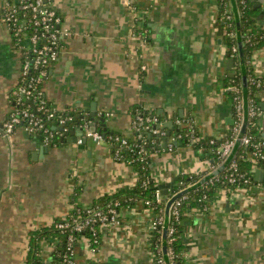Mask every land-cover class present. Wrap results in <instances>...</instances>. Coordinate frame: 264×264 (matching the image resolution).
I'll list each match as a JSON object with an SVG mask.
<instances>
[{"label":"crops","instance_id":"crops-1","mask_svg":"<svg viewBox=\"0 0 264 264\" xmlns=\"http://www.w3.org/2000/svg\"><path fill=\"white\" fill-rule=\"evenodd\" d=\"M46 1L70 33L43 83L47 99L58 110L80 108L89 114L91 102L106 118L107 129L126 135L135 120L130 109L142 104L162 122L164 137L171 131L168 147L161 138L164 150L152 155V178L160 184L184 173H210L214 165L203 149L193 141L174 144L178 138L172 131L193 126L197 139L224 138L234 125L233 105L216 87L235 72L218 26L219 0ZM252 1L264 26V0ZM234 17L241 24L239 12ZM249 63L254 75L264 78V47ZM21 69L22 54L1 21L0 8V264H28L32 230L53 225L75 203L89 207L102 195L135 188L139 180L137 167L118 161L105 140L87 138L82 147L61 139L51 145L23 127L6 135L4 123L21 93ZM258 96L257 127L264 140V90ZM79 129L67 130L63 138ZM120 216V224L101 227L96 253L87 238L79 240L78 264L157 263L152 246L157 215L138 200ZM185 216L187 264H264V182L221 192L207 209H187ZM60 244L57 235L40 241L41 264H55Z\"/></svg>","mask_w":264,"mask_h":264},{"label":"trees","instance_id":"trees-1","mask_svg":"<svg viewBox=\"0 0 264 264\" xmlns=\"http://www.w3.org/2000/svg\"><path fill=\"white\" fill-rule=\"evenodd\" d=\"M238 9L240 15V28L243 38V48L242 53L245 56L247 64V75L249 79V97L250 104L256 105L260 108V98L258 96L259 91L263 88H259L256 84H252L251 78L254 77L252 65H250L251 54L260 48L264 47V26L259 24L260 9L256 8L252 0H237ZM218 26L222 34L223 40L227 45V56L228 59H234L235 61V72L233 75H227L226 77L219 79L216 87L218 89L223 88L228 95V99L233 105L234 115H235V106L239 98L243 97V84H242V75H241V66H240V56H239V43L237 38V22L234 17V13L231 7L230 0H219V17H218ZM64 46V41L62 42ZM238 47V51H234L233 47ZM27 79L19 81V88L21 93H19L15 100V104L18 110L29 109L34 112L36 115L41 116L50 128V133H46L42 129H38L36 134H39L43 140L47 137L50 138L48 142L51 145L60 143L63 136V133L67 130H72L76 128H81L84 123L89 122L92 124V118L89 113L80 108H66L64 110H58L55 105L47 99L43 92V84L39 85V90H42V95L38 98L30 97L29 99L24 96V88L27 86ZM18 98H20V103H18ZM44 103L46 110H39V106ZM54 112V116L48 118L49 113ZM132 115L136 118L139 114L150 115L149 112L144 109L142 104H135L130 109ZM9 117V116H8ZM7 117V118H8ZM68 118L65 127L66 130H60L59 127L61 123L59 119ZM134 118V119H135ZM28 122L27 119H24L21 125H26ZM99 122V123H98ZM97 131L102 133L105 138V141L109 142L112 145L114 154L119 150L122 160L117 159L118 161H124L130 163L137 167L139 171V180L135 188L132 189H121L112 194H105L100 196L96 203L91 205L97 209H100L103 213L110 215L109 209L115 207L120 209L121 207L126 208L134 204L138 200H143L146 205L153 210L156 215H161L164 217V209L166 202L174 196L179 191L197 183L202 178H204L208 173L199 172L188 174L184 173L175 179V184L169 189L168 194L162 195L161 200L157 198L159 189L157 186L159 183L152 178L150 173V162L152 160V155L155 152L164 150L156 135L152 134L151 131H137L134 130L131 135H126L120 132H115L110 129H107L103 122L98 121ZM57 127V128H56ZM153 127V126H152ZM83 130V129H82ZM253 136L255 142L262 141L260 132L257 127V119L250 118L246 132ZM140 134L142 136L140 137ZM172 134L176 137L181 135L177 140H180L182 143H190L193 141L190 135V126L185 128H177L172 131ZM52 135V136H51ZM116 137L127 138V145H120L116 140ZM235 137L232 129L229 134L224 138H202L196 141V148H202L205 156L212 161L214 166H219L224 161L220 158L218 149L221 143L232 139ZM144 148L145 152H141L140 149ZM167 148V147H166ZM254 147H244L242 144L238 148L237 154L233 160H236L238 163L237 168V180L234 183L224 182V181H214L210 180L205 181L203 185L191 190L188 194L184 195L182 200V205L180 207L179 216L171 215V221L169 226V235H168V250L170 253V258L172 264H187L184 256L185 253V242L183 239V233L185 229V223L187 221L185 216V210L206 207L207 201L214 200V198L219 195L221 192L227 194H232L238 188H249L258 183L255 180L254 171L256 169L264 168V159L258 158L249 159L248 153L252 151ZM262 153H264V147L262 148ZM144 157L143 160L141 158ZM232 160V161H233ZM231 161V162H232ZM230 171V163L225 167V169L219 173L216 177L212 178H224L225 175ZM207 198V200H206ZM87 207H84L78 203H75L73 209L68 213L66 217L58 218L55 220L53 225L46 226L41 229H35L30 232L29 240V252H28V264H41V259L39 257L40 251V241L48 236H58L61 238V244L56 252H54L55 264H67L64 261V254L68 250V239L70 235L75 237V242L73 243V248L75 250L74 258L76 260V249L78 242L82 238H87L88 240H94L92 231L89 228H86L82 231H75L67 229L62 232L57 224L64 221L68 218H85L87 214ZM99 227V223L95 224V228ZM99 238L101 237V231L98 232ZM101 239V238H100ZM162 244H163V229L161 225H157L153 230L152 235V246L158 258H163L162 254ZM89 264H97L90 261ZM160 264V263H156Z\"/></svg>","mask_w":264,"mask_h":264},{"label":"built area","instance_id":"built-area-1","mask_svg":"<svg viewBox=\"0 0 264 264\" xmlns=\"http://www.w3.org/2000/svg\"><path fill=\"white\" fill-rule=\"evenodd\" d=\"M1 21L6 25L10 32V36L16 46V48L22 54V69L20 80L27 79V86L24 88L25 95L28 99L31 97L38 98L42 95V90H39V85L44 83L47 78L49 68L59 61L63 45L62 42L69 36V31L62 27L63 17L59 11L52 6L46 0H1ZM30 43V45H29ZM234 51H238V47H233ZM142 69H146L143 65ZM252 84H256L259 88L264 87V78L254 75L251 79ZM262 90V89H261ZM18 98V103H20ZM39 110H46L44 103L39 106ZM260 114V108L254 104H250L249 117L258 119ZM54 116V112L49 113L48 118ZM24 119L28 122L26 125H21ZM68 118H61L59 122L61 125H65ZM244 121V101L243 97L239 98L235 106L234 125L233 132L235 137L221 143L218 152L222 161H224L231 153L234 144L238 138L241 127ZM89 122H86L82 126V131L79 133L78 144H83L87 138L93 139L97 143L104 141L105 138L102 133L98 131H92ZM153 126V127H152ZM17 127H23L29 133H36L38 129L44 130L46 133H50V128L46 125L41 116L36 115L29 109L18 110L14 106L9 117L4 123V133L10 135L15 131ZM66 130V127L65 129ZM133 131H151L156 135L159 142L161 138L166 135L164 126L159 118L155 115L139 114L133 122ZM190 135L193 141L198 140L196 136V130L193 126H190ZM52 136V135H51ZM142 134H140V137ZM181 137L179 135L177 138ZM116 140L120 145H127V138L116 137ZM48 143L50 138H46ZM241 144L244 147H254L252 151L248 153L249 159H264V153L262 148L264 147V140L255 142L251 134L245 133L241 138ZM172 148V147H171ZM141 152H145L144 148L140 149ZM116 159L122 160V156L119 154V150L114 154ZM144 157L141 158L143 160ZM218 166H213L215 169ZM237 168L238 163L233 160L230 163V171L224 178L211 179L214 181H224L234 183L237 180ZM264 170V168H263ZM183 197L176 200L172 208V215L179 216L180 207L182 205ZM157 198L161 200V193L158 192ZM207 200V198H206ZM214 200L207 201V206L212 205ZM207 206L204 207L207 209ZM124 208L116 209L111 207L109 209L110 215L103 213L100 209L89 206L87 207V216L85 218H66L64 221L59 222L57 227L62 231L67 229L82 231L89 228L94 236V240L89 241V248L92 253H96L101 245V237L99 238L98 232L101 231V227L107 223L120 224L121 213ZM66 217V216H65ZM64 218V217H63ZM163 216H155L153 222V228L157 225L163 224ZM99 223V227L95 228V224ZM75 237L69 236L68 250L64 254V261L67 264H76L73 257L74 248L73 243ZM158 263L165 264L164 258H158Z\"/></svg>","mask_w":264,"mask_h":264},{"label":"water","instance_id":"water-1","mask_svg":"<svg viewBox=\"0 0 264 264\" xmlns=\"http://www.w3.org/2000/svg\"><path fill=\"white\" fill-rule=\"evenodd\" d=\"M231 6H232V11L234 12V14L238 17V5H237V0H231ZM237 38H238V47H239V56H240V63L243 69V74H242V84H243V101H244V121H243V125L241 127L240 133L238 135V138L234 144V147L231 151V153L228 155V157L225 159V161L220 164L218 167H216L215 169H213L210 173H208L204 178H202L200 181H198L197 183L179 191L178 193H176L174 196H172L165 205V209H164V221L162 224V229H163V244H162V254H163V258H164V262L165 264H172L171 262V258H170V253L168 250V235H169V226H170V221H171V215H172V208L173 205L175 204L176 200L179 199L180 197L188 194L191 190L199 187L200 185H203L205 183V181L210 180L214 177H216L219 173H221L225 167L231 163V161L234 159V157L237 154L238 148L241 145V138L243 137V135L246 132L247 126H248V122H249V79H248V75H247V70H246V59L245 56L242 53V48H243V38H242V34H241V28H240V22L238 21L237 23ZM30 45V43H29ZM234 59H230L229 60V68H231L234 65ZM87 105H89L91 107V113L90 116L92 118V131H96V124L98 121L103 122V124L106 123V118L103 116H98L97 113V107L90 103H87ZM263 106V110H264V102L262 103ZM234 123V120H233ZM172 123H168L166 124V126L168 128H171ZM57 128V127H56ZM60 130H64L65 129V125H61L59 127ZM79 131L81 132L82 129L80 128ZM79 132V133H80ZM79 133L76 134L75 131L71 132L70 136L67 139L62 138V142L68 141L70 143H77L78 142V137H79ZM171 135V131H167V136L163 137V141H164V146L168 147L169 145V139L168 137ZM263 139H264V134H263ZM87 142V139L84 140L83 144ZM182 142L180 140L178 141H174V144H181ZM82 145V144H81ZM84 145H82L83 147ZM254 176H255V180L259 181V182H264V170L262 169H256L254 171ZM175 184V182H170V183H160L157 186V189L160 190V193L162 195H166L169 192V189L171 187H173V185Z\"/></svg>","mask_w":264,"mask_h":264}]
</instances>
